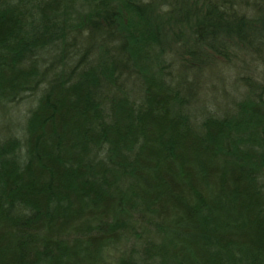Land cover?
<instances>
[{
    "label": "trees",
    "instance_id": "trees-1",
    "mask_svg": "<svg viewBox=\"0 0 264 264\" xmlns=\"http://www.w3.org/2000/svg\"><path fill=\"white\" fill-rule=\"evenodd\" d=\"M262 51L264 0H0V264H264V70L196 108Z\"/></svg>",
    "mask_w": 264,
    "mask_h": 264
},
{
    "label": "rangeland",
    "instance_id": "rangeland-1",
    "mask_svg": "<svg viewBox=\"0 0 264 264\" xmlns=\"http://www.w3.org/2000/svg\"><path fill=\"white\" fill-rule=\"evenodd\" d=\"M258 35L259 33L251 34L253 37ZM255 56L258 58L255 57L250 59L251 64L248 60H245L246 62L243 61L242 65L244 66L246 63L245 65H247V67L243 68L239 73L232 72V69L227 68L225 64H218L211 70L212 73L211 71L202 72L198 76V79H196V81L198 80V83L196 84L200 85L199 90H201L199 93L200 99L197 101L196 108H204L211 111L224 109L231 105L237 96H240L236 91L245 90L243 87H241L243 84L241 79L243 77L249 76V79H253L254 81L256 79L259 82L261 80V77L258 76V73L260 72L259 67L264 70V61H262L264 59V51H262V53L258 52L255 54ZM256 64L259 66H256ZM28 105H26V107ZM18 114H21V112H18L16 109H8L5 111V113L1 112L0 123L5 122L8 118L19 117L17 116Z\"/></svg>",
    "mask_w": 264,
    "mask_h": 264
}]
</instances>
